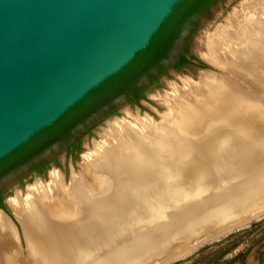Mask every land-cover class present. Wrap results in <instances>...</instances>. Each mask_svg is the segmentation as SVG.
Returning <instances> with one entry per match:
<instances>
[{"label": "bare ground", "instance_id": "obj_1", "mask_svg": "<svg viewBox=\"0 0 264 264\" xmlns=\"http://www.w3.org/2000/svg\"><path fill=\"white\" fill-rule=\"evenodd\" d=\"M205 59L220 73L205 71L197 83L185 79V89L172 86L163 99L169 109L163 125L148 117L139 119L140 126L113 125L105 141L84 157L69 187L55 173L52 184L32 188L27 200L19 196L11 203L32 247L60 253L70 264H168L260 220L264 160L237 179L189 169L181 164L184 159L203 168L211 164L204 151L181 137L197 120L224 115L218 108L253 106L252 98L232 83L264 81V0H243L228 24L210 37ZM174 193L182 201L173 203ZM219 225L223 231L208 237L206 232ZM16 238L0 210V264L17 258ZM182 243L188 247L171 254L170 248ZM33 258L55 264L39 252Z\"/></svg>", "mask_w": 264, "mask_h": 264}, {"label": "rangeland", "instance_id": "obj_2", "mask_svg": "<svg viewBox=\"0 0 264 264\" xmlns=\"http://www.w3.org/2000/svg\"><path fill=\"white\" fill-rule=\"evenodd\" d=\"M242 1L211 0L207 9L189 17L167 57L143 75L132 89L80 122L65 139L52 144L26 164L0 178V196L5 201L3 210L17 234V258L12 259L11 264H39L33 258L38 252L55 264H70L60 253L52 256L48 248L41 246L37 249L31 246L21 223L14 215L11 203L19 196L27 200L32 188L52 184V176L55 173L61 174L65 185L69 187L73 175L82 171L84 157L94 152L95 144L105 141L113 125L128 121L140 126L139 119L147 117L163 125L164 115L169 112L163 99L173 92L172 86L185 89V79L197 83L199 76L205 71H211L217 76L220 73L205 59L208 43L219 28L228 24L230 15ZM182 58L186 59V63L179 65ZM233 83L234 90L246 93L252 98L253 106L239 107V110L227 106L222 111L218 108V114L225 112L224 115L205 123L197 120L190 124L181 138L190 143L194 142L204 151L211 167L203 168L184 159L181 164L189 169L211 170L226 178L237 179L256 169L259 162L264 160V81ZM220 116H225L226 119L221 120ZM168 163H171V160H168ZM213 187L215 190L218 188ZM172 196L173 203L182 201L180 195L174 193ZM259 218L258 221L250 220L244 227L217 236L216 239L203 244L204 246L201 245V248H196V251L193 250L185 257L168 264H264V214ZM220 227L222 225L211 228L206 232L207 236H214L223 231L224 227ZM209 232L212 235L208 234ZM202 238L206 236L203 234ZM222 241L224 243L220 244ZM180 246L181 248H178ZM210 246L213 247L203 251ZM184 247L188 246L183 243L173 246L170 248L171 254H179L180 250H185ZM86 262L91 263L92 260L87 259Z\"/></svg>", "mask_w": 264, "mask_h": 264}, {"label": "water", "instance_id": "obj_3", "mask_svg": "<svg viewBox=\"0 0 264 264\" xmlns=\"http://www.w3.org/2000/svg\"><path fill=\"white\" fill-rule=\"evenodd\" d=\"M181 1L0 0V162L133 61Z\"/></svg>", "mask_w": 264, "mask_h": 264}, {"label": "trees", "instance_id": "obj_4", "mask_svg": "<svg viewBox=\"0 0 264 264\" xmlns=\"http://www.w3.org/2000/svg\"><path fill=\"white\" fill-rule=\"evenodd\" d=\"M211 0H182L152 38L149 46L139 52L135 59L119 73L107 79L100 87L90 92L81 102L72 107L52 126L35 135L0 162V178L25 164L57 141L66 138L70 131L101 107L132 89L139 79L167 57L178 39L185 22L192 15L207 9ZM186 63L182 58L179 65ZM224 243V241L220 242ZM205 248L203 251L212 248ZM181 264V263H177Z\"/></svg>", "mask_w": 264, "mask_h": 264}, {"label": "flooded vegetation", "instance_id": "obj_5", "mask_svg": "<svg viewBox=\"0 0 264 264\" xmlns=\"http://www.w3.org/2000/svg\"><path fill=\"white\" fill-rule=\"evenodd\" d=\"M127 92H128V91H127ZM127 92H126V93H127ZM126 93H124V94H126ZM64 139H65V138H64ZM62 140H63V139H61V140H59V141H62ZM59 141H57V142H59ZM26 163H27V162H26ZM26 163H25V164H26ZM23 165H24V164H23ZM4 203H5V201H4L3 198L0 196V210H1V209H2V210L4 209V208H3Z\"/></svg>", "mask_w": 264, "mask_h": 264}]
</instances>
